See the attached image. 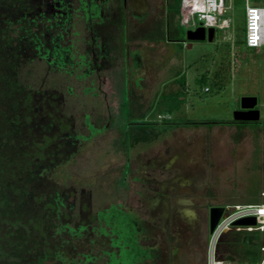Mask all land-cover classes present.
I'll return each instance as SVG.
<instances>
[{"label":"rangeland","instance_id":"obj_1","mask_svg":"<svg viewBox=\"0 0 264 264\" xmlns=\"http://www.w3.org/2000/svg\"><path fill=\"white\" fill-rule=\"evenodd\" d=\"M250 2L264 5V0ZM109 5L114 15L122 12ZM78 11L70 20L61 15L46 21L56 25L62 46L72 50L74 60L49 77L59 81L65 108L81 133L74 153L56 167L54 179L70 190L69 199L80 212L86 205L94 213L112 205L126 211L145 250L133 264H210V207L262 201L264 190V46L244 43L245 0H237L231 34L218 29L213 42L192 41L190 46L169 37L177 29L186 38L181 17L184 27L178 20L168 26L164 18L151 30L148 23L141 25L147 28L146 37L127 40L118 37L122 24L113 23L108 26L116 30L115 39L94 40L83 30L85 18ZM34 68L41 81L45 69ZM183 73L187 96L170 113L164 100L158 101L180 88L177 77ZM216 73L222 88L213 83L219 79ZM202 74L207 84L197 81ZM252 95L258 98V122H219L234 120L242 97ZM166 120L175 121V127L163 130ZM137 133L152 139L139 141ZM113 236L90 234L74 240L79 257L92 255L95 264L134 260L128 249L118 258V247L112 250L118 257L110 259ZM221 238L215 258L220 252L233 253L237 261L229 246L219 245Z\"/></svg>","mask_w":264,"mask_h":264},{"label":"trees","instance_id":"obj_2","mask_svg":"<svg viewBox=\"0 0 264 264\" xmlns=\"http://www.w3.org/2000/svg\"><path fill=\"white\" fill-rule=\"evenodd\" d=\"M34 1L0 0V264H95L92 255H85L84 260L79 257L74 240L109 233H114L107 250L110 259L118 257L112 251L118 247V258L128 249L134 260H109L106 264H133L135 256L145 250L136 241L135 222L126 211L112 205L94 213L86 205L80 212L69 199L70 190L53 177L56 167L71 157L81 141V133L65 108L59 81L50 79L52 72L61 73L74 59L71 47L62 46L56 25L41 18L39 4ZM178 2L176 14L181 9ZM183 32L179 36L171 33L170 38L186 41ZM36 65L45 69L41 81L33 71ZM217 73L219 79L213 83L222 88L225 84ZM197 81L207 84V75ZM177 82L180 88L158 101L164 100L170 113L180 109L187 96L186 74L177 77ZM166 122L163 130L176 125L172 120ZM86 123L92 124L89 116ZM144 137L152 139L139 133L135 139ZM262 241L259 230H230L219 245L229 246L238 254L237 261L233 253L220 252L217 257L232 264H258L263 258Z\"/></svg>","mask_w":264,"mask_h":264},{"label":"built area","instance_id":"obj_3","mask_svg":"<svg viewBox=\"0 0 264 264\" xmlns=\"http://www.w3.org/2000/svg\"><path fill=\"white\" fill-rule=\"evenodd\" d=\"M237 0H181L180 17L182 23L188 29H196L203 25L206 28L214 27L224 32H231L235 28L236 18L234 8ZM245 44L249 48L264 46V5L253 4L245 0ZM208 90V87H206ZM262 201L259 204L247 203L224 206L225 211L212 233V258L210 264H232L230 260L215 258L217 241L230 230H259L263 235L261 250L264 264V190L261 192ZM247 216H256L257 224L248 226L233 225L234 221Z\"/></svg>","mask_w":264,"mask_h":264},{"label":"flooded vegetation","instance_id":"obj_4","mask_svg":"<svg viewBox=\"0 0 264 264\" xmlns=\"http://www.w3.org/2000/svg\"><path fill=\"white\" fill-rule=\"evenodd\" d=\"M39 6V14H42L41 18L45 21L49 20L55 21L57 17L62 15L63 19L66 20L72 19L76 16V13H79L81 9V16H84V26L83 30L91 36L92 39H102V40H113L117 36L116 30L110 28L108 25L113 23H118L119 19H123V24L128 22L126 17V12L124 7L126 6V0H112V2L117 3V8L122 10V12L116 15L105 14L107 8H104V5H107L110 0H35ZM35 1L33 3H35ZM125 2V3H124ZM123 3V5H122ZM110 4V3H109ZM83 9L86 10V13H83ZM45 15H44V14ZM58 14V15H57ZM84 14V15H83ZM122 22H120L122 24ZM122 35V36H121ZM123 37V33H120L118 37ZM125 38V37H123ZM93 52L95 51L92 50ZM257 108V106H256ZM241 109V108H239ZM240 123L243 121H234ZM253 123V121H244ZM257 122V121H256Z\"/></svg>","mask_w":264,"mask_h":264},{"label":"crops","instance_id":"obj_5","mask_svg":"<svg viewBox=\"0 0 264 264\" xmlns=\"http://www.w3.org/2000/svg\"><path fill=\"white\" fill-rule=\"evenodd\" d=\"M108 2V1H107ZM104 5V8L106 10L105 14L107 13L108 15H111L113 13L112 9L113 6H110L109 4ZM112 0H110L109 3H111ZM127 4L124 7V10L126 12V17L128 19V22L123 24V19H119L118 23L122 22V26L124 28L123 31V40L130 39V37L135 38V37H142L148 35L147 33V28L142 27L141 25H149L148 28H152V26L157 27L158 25L162 24V20L164 18L168 19V26H173L174 27V21L178 20L179 24L180 22V13L176 14L175 8L177 5V0H126L125 1ZM124 2V3H125ZM163 2H165V16L162 15V9L164 7ZM114 3V7L117 8V3L112 2V5ZM123 5V3H122ZM181 5V4H180ZM181 7V6H180ZM135 20H140V22H136ZM144 23V24H143ZM138 27H137V26ZM132 26V29H130ZM181 26L184 27V25L181 24ZM147 27V26H145ZM178 27V25H177ZM177 30V29H176ZM176 30H172L171 33H174V35L179 36V32H176ZM169 34V37H170ZM122 36V35H121ZM168 37V38H169ZM244 38V43H245V36L243 35ZM172 41H176L172 39ZM247 46V45H246Z\"/></svg>","mask_w":264,"mask_h":264},{"label":"water","instance_id":"obj_6","mask_svg":"<svg viewBox=\"0 0 264 264\" xmlns=\"http://www.w3.org/2000/svg\"><path fill=\"white\" fill-rule=\"evenodd\" d=\"M216 37V29L214 27L206 28L203 25L198 26L196 29H188L186 31V41H189V46L192 41L209 40L213 42ZM258 98L256 96H244L241 100V109H237L234 113L235 121H259L260 110L256 108ZM225 208L223 205H215L210 207L209 230L212 234L220 222L224 214ZM256 216L242 217L234 221L233 225L248 226L256 225Z\"/></svg>","mask_w":264,"mask_h":264}]
</instances>
